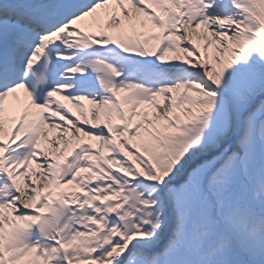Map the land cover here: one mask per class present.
I'll return each mask as SVG.
<instances>
[{
	"label": "snow or ice",
	"instance_id": "1",
	"mask_svg": "<svg viewBox=\"0 0 264 264\" xmlns=\"http://www.w3.org/2000/svg\"><path fill=\"white\" fill-rule=\"evenodd\" d=\"M0 264H264V0H0Z\"/></svg>",
	"mask_w": 264,
	"mask_h": 264
}]
</instances>
